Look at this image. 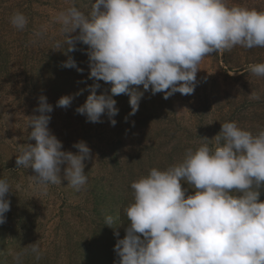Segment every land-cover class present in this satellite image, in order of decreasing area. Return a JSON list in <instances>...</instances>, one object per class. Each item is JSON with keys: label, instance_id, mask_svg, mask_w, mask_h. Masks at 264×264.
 Listing matches in <instances>:
<instances>
[{"label": "clouds", "instance_id": "9594fccd", "mask_svg": "<svg viewBox=\"0 0 264 264\" xmlns=\"http://www.w3.org/2000/svg\"><path fill=\"white\" fill-rule=\"evenodd\" d=\"M54 20L64 37L55 50L68 55L78 42L87 45L88 78L94 83L75 111L92 123L106 115L112 126L119 112L115 96H129V116L139 108L143 92L131 86L163 93L165 99L176 92L189 95L204 57L236 46L264 48V11L229 6L226 0H95L87 13L73 5ZM10 23L23 31L29 20L17 11ZM62 66L83 72L71 56ZM248 71L264 78V62L248 65ZM99 81L110 84V92L98 93ZM73 99L61 96L56 107L66 109ZM52 111L41 94L39 114L29 116L27 124V138L35 143L19 150L17 168H31L43 193L64 180L79 191L88 182L84 161L92 150L83 140L73 144L77 152L64 150L49 128ZM212 139L214 146L189 148L181 162L164 170L153 167L131 182L133 202L123 210L125 235L120 238L111 216L104 223L117 237L114 264H264V131L253 134L224 122ZM182 183L192 194L186 195ZM10 192V183L0 179V224L10 211ZM9 254L14 264H24L28 255L39 261L43 251L36 241Z\"/></svg>", "mask_w": 264, "mask_h": 264}, {"label": "rangeland", "instance_id": "374dc122", "mask_svg": "<svg viewBox=\"0 0 264 264\" xmlns=\"http://www.w3.org/2000/svg\"><path fill=\"white\" fill-rule=\"evenodd\" d=\"M94 2L0 0V179H6L14 192L8 194L10 211L0 224V264H14L9 253L36 241L43 251L41 259L28 255L24 264H114L119 259L114 252L117 237L104 223L111 216L120 238L125 235L123 210L133 202L131 182L153 167L164 170L181 162L189 148L214 146L212 138L224 122L234 121L253 134L264 131V78L251 74L248 67L230 68L224 51L201 60L192 94L176 92L165 99L163 93L153 95L142 85L131 86L143 92L134 115H128L129 96L121 94L114 97L119 109L115 126L106 115L102 122H88L75 111L94 83L88 78L87 45L78 42L77 50L68 55L55 50L64 37L54 18L73 5L87 13ZM226 2L264 11V0ZM17 11L29 20L23 31L10 23ZM42 27L46 31L37 36ZM68 56L83 72L62 66ZM99 83L98 93L110 92V84ZM253 93L259 99L250 98ZM41 94L53 105L49 128L63 149L77 152L73 144L83 140L92 150V158L84 161L88 182L79 191L64 180L43 193L35 186L31 168H17L19 150L35 143L27 138V124L29 116L39 114L35 109ZM64 95L74 96L71 106L56 107ZM182 186L188 189L186 195L192 194L190 186ZM260 199L264 200V187Z\"/></svg>", "mask_w": 264, "mask_h": 264}, {"label": "trees", "instance_id": "16d2710c", "mask_svg": "<svg viewBox=\"0 0 264 264\" xmlns=\"http://www.w3.org/2000/svg\"><path fill=\"white\" fill-rule=\"evenodd\" d=\"M243 51H248V54H242ZM224 53L226 63L230 68H246L250 64L264 62V48L245 49L236 46L230 51L225 50Z\"/></svg>", "mask_w": 264, "mask_h": 264}]
</instances>
